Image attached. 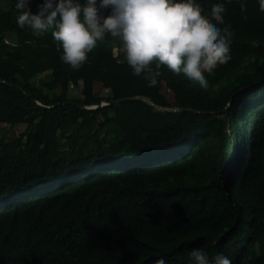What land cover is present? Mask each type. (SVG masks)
Returning a JSON list of instances; mask_svg holds the SVG:
<instances>
[{
	"label": "trees",
	"instance_id": "trees-1",
	"mask_svg": "<svg viewBox=\"0 0 264 264\" xmlns=\"http://www.w3.org/2000/svg\"><path fill=\"white\" fill-rule=\"evenodd\" d=\"M218 2L196 0L205 19ZM13 3L0 0V80L32 98L0 84V114L26 126L20 149L0 131V264H190L198 248L264 264V0L225 4L231 59L206 90L163 66L148 86L107 36L73 70L50 32L17 27Z\"/></svg>",
	"mask_w": 264,
	"mask_h": 264
},
{
	"label": "clouds",
	"instance_id": "clouds-1",
	"mask_svg": "<svg viewBox=\"0 0 264 264\" xmlns=\"http://www.w3.org/2000/svg\"><path fill=\"white\" fill-rule=\"evenodd\" d=\"M228 2L213 5L207 19L196 0H41L35 13L30 0H14L13 7L17 27L27 26L34 35L50 32L60 59L73 70L107 36L119 41L132 75H143L148 86L156 85L163 66L206 90L204 74L231 59L233 33L223 19ZM244 7L241 0V11ZM188 255L190 264H232L223 253L210 256L203 248Z\"/></svg>",
	"mask_w": 264,
	"mask_h": 264
},
{
	"label": "rangeland",
	"instance_id": "rangeland-1",
	"mask_svg": "<svg viewBox=\"0 0 264 264\" xmlns=\"http://www.w3.org/2000/svg\"><path fill=\"white\" fill-rule=\"evenodd\" d=\"M44 74H39L35 81L37 82L40 78H42ZM105 76L104 75H98L94 77V85L93 90L96 94L105 96V97H111L113 95V92L107 87L105 84ZM46 92V91H45ZM47 94H50L46 92ZM161 93H163L166 97H168L169 101H172V94L169 91L162 90ZM69 98H76L80 96V90L78 86H74L72 90H68L67 93ZM4 118V123L0 127V131H6V146L20 149L22 147V144L24 142L23 133H25V125L20 124L16 121V113L10 111V110H4L0 114ZM44 152L51 155L53 158L58 159L63 153L58 149L57 144H49L44 147ZM177 152V151H176ZM174 152L173 154L167 155L168 159H174V158H183L185 156V152ZM157 161V160H156ZM83 176L78 177L77 179L81 178ZM47 187H42L39 190L32 191L30 195H37L40 192L44 191ZM248 259H251L253 257V252L251 250L247 253Z\"/></svg>",
	"mask_w": 264,
	"mask_h": 264
},
{
	"label": "water",
	"instance_id": "water-1",
	"mask_svg": "<svg viewBox=\"0 0 264 264\" xmlns=\"http://www.w3.org/2000/svg\"><path fill=\"white\" fill-rule=\"evenodd\" d=\"M0 84H3V85H5V86L11 87V88H14V89H16V90H19V91H21V92L27 94V93H26L21 87L16 86V85H14V84H12V83L5 82V81L0 80ZM27 96L30 97V98H32V96L29 95V94H27ZM144 101L147 102L148 104H151V103H150L148 100H146V99H144ZM35 102H36V101H35ZM36 103L39 104L38 102H36ZM66 103H70V102H66ZM71 104L76 105V106L80 107L81 109L96 110V109H98V108H100V107H102V106H104V105H107L108 103H106V102L103 101V102H101L99 105H97V106H93V107H84V106H81V105H78V104H75V103H71Z\"/></svg>",
	"mask_w": 264,
	"mask_h": 264
},
{
	"label": "built area",
	"instance_id": "built-area-1",
	"mask_svg": "<svg viewBox=\"0 0 264 264\" xmlns=\"http://www.w3.org/2000/svg\"><path fill=\"white\" fill-rule=\"evenodd\" d=\"M73 89V86L72 85H70V88H69V90H72Z\"/></svg>",
	"mask_w": 264,
	"mask_h": 264
}]
</instances>
